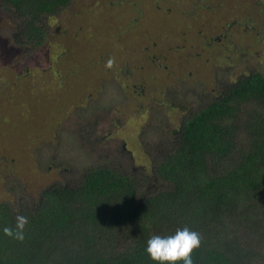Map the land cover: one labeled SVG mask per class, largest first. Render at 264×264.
<instances>
[{"label": "rangeland", "instance_id": "1", "mask_svg": "<svg viewBox=\"0 0 264 264\" xmlns=\"http://www.w3.org/2000/svg\"><path fill=\"white\" fill-rule=\"evenodd\" d=\"M132 1L73 0L42 19L47 36L38 51L18 44L21 24L0 3V203L15 210L25 196L35 205L44 188L71 186L98 167L151 177L183 117L225 83L264 73V0H238L240 6L236 0H152L129 30L119 15ZM137 1L143 8L145 0ZM204 10L203 21H196L193 15ZM194 25L192 41L188 29ZM219 35L224 38L204 45V36ZM109 44L119 46L107 63L108 77L81 96L91 68L76 70L58 88L44 86L53 77L39 69L60 46L75 45L67 53L80 66L101 59ZM67 59L65 53L62 63Z\"/></svg>", "mask_w": 264, "mask_h": 264}, {"label": "trees", "instance_id": "2", "mask_svg": "<svg viewBox=\"0 0 264 264\" xmlns=\"http://www.w3.org/2000/svg\"><path fill=\"white\" fill-rule=\"evenodd\" d=\"M151 1L145 0L143 8L137 0L132 8L123 4L129 12L119 16L129 30L141 10L151 9ZM72 2L0 0L21 24L15 32L18 44L33 51L45 46L42 19L58 15ZM203 13L194 14L195 20L203 21ZM196 26L188 29L192 41ZM67 46H60L39 70H49L53 77L44 86L58 88L76 70L91 68L81 96L87 86L108 77L107 63L119 45L109 44L101 59L80 66L67 53L75 45ZM65 53L68 59L62 63ZM20 199L15 210L0 203V264H154L144 250L150 235L171 234L184 226L201 234V246L192 254L195 264H264V73L250 72L225 83L207 104L183 117L163 143L151 177L98 167L71 186L44 188L35 205L25 196ZM17 215L28 217L22 241L2 232L14 226Z\"/></svg>", "mask_w": 264, "mask_h": 264}, {"label": "clouds", "instance_id": "3", "mask_svg": "<svg viewBox=\"0 0 264 264\" xmlns=\"http://www.w3.org/2000/svg\"><path fill=\"white\" fill-rule=\"evenodd\" d=\"M112 63L110 59L108 66ZM27 224V216L17 215L14 226H5L2 232L5 236L22 241ZM200 246L201 234L184 226L167 235L151 234L144 250L154 264H195L192 254Z\"/></svg>", "mask_w": 264, "mask_h": 264}, {"label": "flooded vegetation", "instance_id": "4", "mask_svg": "<svg viewBox=\"0 0 264 264\" xmlns=\"http://www.w3.org/2000/svg\"><path fill=\"white\" fill-rule=\"evenodd\" d=\"M217 38H218V40H217ZM217 38H214L213 40H211L210 37L204 36V44L212 45V43H215V42L217 43L219 40L223 39L224 37L219 35Z\"/></svg>", "mask_w": 264, "mask_h": 264}]
</instances>
